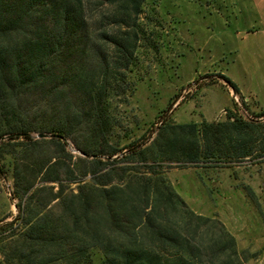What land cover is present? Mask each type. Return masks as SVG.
I'll use <instances>...</instances> for the list:
<instances>
[{"label":"trees","instance_id":"trees-1","mask_svg":"<svg viewBox=\"0 0 264 264\" xmlns=\"http://www.w3.org/2000/svg\"><path fill=\"white\" fill-rule=\"evenodd\" d=\"M157 7L0 0V174L18 201V214L0 220V264H244L235 237L195 213L166 168L264 160V109L200 123L167 117L112 143L141 55L163 45Z\"/></svg>","mask_w":264,"mask_h":264},{"label":"rangeland","instance_id":"rangeland-1","mask_svg":"<svg viewBox=\"0 0 264 264\" xmlns=\"http://www.w3.org/2000/svg\"><path fill=\"white\" fill-rule=\"evenodd\" d=\"M157 4L163 45L159 54L141 55L136 90L130 105L121 108L126 128L116 131L112 143L124 146L167 117L200 123L222 121L235 108L245 116L259 114L264 109V0ZM70 150L79 154L72 144ZM166 169L174 190L195 213L216 218L235 237L244 264H264V160ZM12 188V177L0 174V220L18 214Z\"/></svg>","mask_w":264,"mask_h":264},{"label":"water","instance_id":"water-1","mask_svg":"<svg viewBox=\"0 0 264 264\" xmlns=\"http://www.w3.org/2000/svg\"><path fill=\"white\" fill-rule=\"evenodd\" d=\"M37 137H38V138H48V137H52V135H50V134H39ZM79 153H80L81 155L85 156L84 153H82V152H79Z\"/></svg>","mask_w":264,"mask_h":264}]
</instances>
